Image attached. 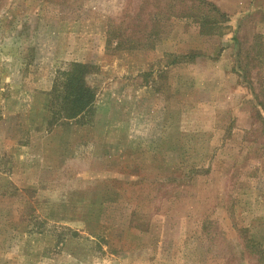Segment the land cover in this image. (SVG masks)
I'll return each instance as SVG.
<instances>
[{"label": "rangeland", "instance_id": "obj_1", "mask_svg": "<svg viewBox=\"0 0 264 264\" xmlns=\"http://www.w3.org/2000/svg\"><path fill=\"white\" fill-rule=\"evenodd\" d=\"M198 1L0 0V264H260L264 0Z\"/></svg>", "mask_w": 264, "mask_h": 264}, {"label": "trees", "instance_id": "obj_2", "mask_svg": "<svg viewBox=\"0 0 264 264\" xmlns=\"http://www.w3.org/2000/svg\"><path fill=\"white\" fill-rule=\"evenodd\" d=\"M198 2H200L197 7V10H199L198 13H194L193 10H190L185 12V14H192L190 16H197L200 19V32L205 31L206 20L208 22L211 20V23H214L215 25L216 20L226 18V14L221 12L220 8L212 2L207 0H200ZM210 15L212 17H210ZM212 18H214V20ZM89 67L90 66L87 63L74 61L69 63L68 70H58V75L56 76V81L51 90V95L52 97L54 95L55 98L58 95L55 90L60 91L61 103L58 110H60L61 115L65 118H74L80 115L82 112L86 111L94 101V91L85 81ZM59 74H62L65 78L59 81ZM255 96L257 98V105L259 106L257 115L263 122L262 129L264 131V98H261L258 92ZM245 239L246 249L252 254H256L259 263L264 264V248L252 239H248L247 237H245Z\"/></svg>", "mask_w": 264, "mask_h": 264}]
</instances>
